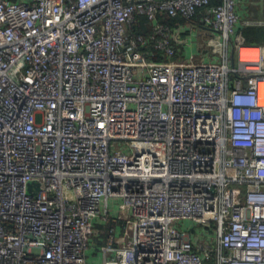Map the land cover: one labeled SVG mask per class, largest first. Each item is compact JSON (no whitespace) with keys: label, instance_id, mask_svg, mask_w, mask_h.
<instances>
[{"label":"built area","instance_id":"1","mask_svg":"<svg viewBox=\"0 0 264 264\" xmlns=\"http://www.w3.org/2000/svg\"><path fill=\"white\" fill-rule=\"evenodd\" d=\"M212 1L0 0V264H264V46Z\"/></svg>","mask_w":264,"mask_h":264},{"label":"trees","instance_id":"2","mask_svg":"<svg viewBox=\"0 0 264 264\" xmlns=\"http://www.w3.org/2000/svg\"><path fill=\"white\" fill-rule=\"evenodd\" d=\"M217 1L219 0H213L212 3H216ZM201 14L202 13L198 11L195 15V19L198 20ZM161 20L170 26H175L180 22H185V19L181 16L171 17L165 14H162ZM129 30L131 31V34H142L146 38L153 34L150 22L144 15L138 16L137 20L130 25ZM239 34L241 35L245 44L264 46V23L244 26L241 28ZM145 48H152L155 51V54L153 56L154 59H166L164 56H161L159 50L155 47V38L150 39ZM98 228L102 232V234H105V224L98 225Z\"/></svg>","mask_w":264,"mask_h":264},{"label":"crops","instance_id":"3","mask_svg":"<svg viewBox=\"0 0 264 264\" xmlns=\"http://www.w3.org/2000/svg\"><path fill=\"white\" fill-rule=\"evenodd\" d=\"M256 4L257 3L252 4L250 0H238L237 12L241 20L236 25V34L240 38H242L241 35L239 34L242 27L247 26V25L250 26L254 24L264 23V19L255 16V13L252 9V7H256ZM199 19L200 17L198 18V21ZM242 21H245V22H242ZM203 29L200 31V33L203 32ZM202 34H204V36H201V40H205L206 38L209 39V37H207L208 34L206 33H202ZM185 221H190V220H185ZM190 222L192 223V221Z\"/></svg>","mask_w":264,"mask_h":264},{"label":"rangeland","instance_id":"4","mask_svg":"<svg viewBox=\"0 0 264 264\" xmlns=\"http://www.w3.org/2000/svg\"><path fill=\"white\" fill-rule=\"evenodd\" d=\"M252 4L257 3L256 7H252L255 16L260 17L264 19V0H250ZM193 41L198 42V35L197 32H189L187 34ZM190 49V48H189ZM201 56V54H199ZM207 56V55H206ZM242 190H244L243 187H241ZM182 227L184 230H187L190 232L194 237H199L201 234L204 235L205 233L203 232L202 225L201 224H196V223H191L190 221H183L181 222ZM130 237L132 236V230L129 231ZM127 244L130 243V240L128 239L126 241ZM96 264H98L96 262Z\"/></svg>","mask_w":264,"mask_h":264}]
</instances>
